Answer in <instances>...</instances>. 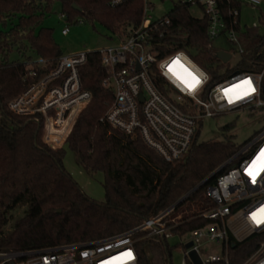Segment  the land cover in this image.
Listing matches in <instances>:
<instances>
[{"label":"trees","instance_id":"obj_1","mask_svg":"<svg viewBox=\"0 0 264 264\" xmlns=\"http://www.w3.org/2000/svg\"><path fill=\"white\" fill-rule=\"evenodd\" d=\"M55 0H0V250H34L44 247L91 242L109 238L141 225L149 217L165 210L189 195L176 206L170 218L179 216L174 237H183L210 221L198 216L213 206L206 188L216 181V174L199 184L232 156L240 144L232 136L197 141V128L187 156L165 161L141 137L131 138L100 121L114 98V92L102 85L106 74L98 52L88 55L81 68L83 82L91 100L80 113L66 143L51 148L42 141V123L29 116L17 115L4 104L25 88V62L10 60L14 51L30 49L37 57L53 59L62 53L53 29L41 26L52 11ZM67 21L78 16L97 21L111 33L123 37L143 18L144 0H128L112 7L109 0H60ZM164 16L170 19L160 39L162 54L186 51L211 80L208 88L226 76L241 71H261L264 66V11L261 26L247 28L252 39L250 51L234 68L216 56L207 34L205 17L196 18L190 5L178 1ZM51 66L53 61H51ZM163 89L164 81L156 80ZM264 83V80H263ZM235 123L223 127L229 131ZM66 146L77 162L89 173H102L105 199L91 198L64 164ZM227 169V168H226ZM196 188V189H195ZM24 215L7 226L18 208ZM136 264H173L177 244L170 239L154 240L146 232L134 235ZM260 236L230 247V263L241 264L257 248ZM191 264V263H189ZM207 264H225L207 263Z\"/></svg>","mask_w":264,"mask_h":264},{"label":"built area","instance_id":"obj_2","mask_svg":"<svg viewBox=\"0 0 264 264\" xmlns=\"http://www.w3.org/2000/svg\"><path fill=\"white\" fill-rule=\"evenodd\" d=\"M126 1L109 0V4L116 7ZM183 2L202 11L201 18L207 20L210 39L224 36L240 55L246 54L239 40L242 7L244 4L260 6L264 0ZM148 3L144 0L143 18L138 26L130 27L128 34L120 37L117 43L95 51L106 74L102 85L114 92L100 121L128 137H141L165 161L174 162L187 156L197 128L205 118L242 109H264V66L261 71L234 72L208 88L209 73L186 51L161 53L160 39L167 31L170 19L163 16L153 20L147 11ZM61 17L67 20L66 14L62 13ZM69 31L68 26L61 30L64 35ZM92 52L61 53L53 59L29 60L23 78L24 90L4 104L17 115L41 122L42 141L51 148L65 145L80 113L91 100L92 94L84 86L81 68ZM226 52L231 54V59L232 52ZM176 59L201 80L194 90H189L169 71ZM158 79L164 81L163 89L158 86ZM247 79L252 81L255 91L230 104L225 90ZM2 114L0 103V118ZM261 150H264V127L240 144L237 151L214 171L219 175L206 188L213 206L198 215L210 222L188 234L194 242L192 248L198 254L206 241L221 245V252L209 254L202 264H229L230 247L255 235L260 236L257 248L241 264H264V224L258 226L251 219L253 213L264 208V173L255 183L246 173L247 166ZM176 203L136 228L109 238L25 251L0 250V264H112L116 257L129 250L134 259L124 264H136L138 239L134 235L145 231L146 237L154 240L174 237L173 229L183 222L179 221V216L170 218ZM189 263L187 259L182 262Z\"/></svg>","mask_w":264,"mask_h":264},{"label":"rangeland","instance_id":"obj_3","mask_svg":"<svg viewBox=\"0 0 264 264\" xmlns=\"http://www.w3.org/2000/svg\"><path fill=\"white\" fill-rule=\"evenodd\" d=\"M148 14L153 20H158L169 12L174 4L183 0H147ZM264 11V4L254 6L244 4L241 12L242 29L239 32V40L247 52L252 47V39L246 33L247 28L261 26V13ZM190 13L196 18L202 17V11L196 7H190ZM62 3L55 0L52 4V11L43 20L41 26L53 29V36L57 44L60 46L62 53H72L77 51H96L103 47L112 45L119 41L120 36L111 33L106 27L97 21L85 20L82 16H78V22L67 21L61 17ZM80 20L82 22H80ZM68 26L70 31L68 34H62L61 30ZM261 32L264 31L263 27ZM216 51L225 50L232 52V58L228 62L230 68H234L244 55L237 52L236 47L230 43L227 38L221 36L213 41ZM264 53V48L261 49ZM246 52V53H247ZM27 56H31V60H38L34 52L25 49L24 52L14 51L10 55V60H20L25 62ZM28 62V61H26ZM234 122L235 125L229 131H225L223 127L228 123ZM264 127V109H242L228 112L215 117H207L203 120L197 141H209L222 139L223 137L232 136L237 144H242L249 140L257 131ZM64 164L74 179L80 184L82 189L93 199L104 200L105 190L103 187L102 173H87L84 168L77 162L75 154L66 146V154ZM26 208H18L13 211L7 229L25 213ZM172 244H177V248L173 254V264H182L187 259L191 264H202V261L209 254H219L221 245L216 242H204L201 246L200 254L193 247V240L190 236L172 237Z\"/></svg>","mask_w":264,"mask_h":264},{"label":"snow or ice","instance_id":"obj_4","mask_svg":"<svg viewBox=\"0 0 264 264\" xmlns=\"http://www.w3.org/2000/svg\"><path fill=\"white\" fill-rule=\"evenodd\" d=\"M169 71L173 73L178 79H180L189 90H194L201 80L192 71L186 68L179 59H176L169 66ZM255 91L253 83L250 79L243 80L241 83L234 85L232 88L225 90V96L228 98V102L231 104L237 100H241L244 97L252 94ZM247 175L251 178V181L255 183L257 177L264 173V150L252 160V162L246 168ZM251 219L256 225L264 224V208L259 209L252 214ZM134 259V255L131 250L124 252L121 256L114 259L112 264H124L125 261Z\"/></svg>","mask_w":264,"mask_h":264},{"label":"water","instance_id":"obj_5","mask_svg":"<svg viewBox=\"0 0 264 264\" xmlns=\"http://www.w3.org/2000/svg\"><path fill=\"white\" fill-rule=\"evenodd\" d=\"M216 56L218 59H220L222 62H228V60L230 59L231 57V54L224 51V50H220V51H217L216 52ZM216 175V172L212 173L206 180H204L203 182H201V184H199L197 186L200 187L202 186L204 183H206L207 181H209L210 179H212L214 176ZM196 189V188H195ZM190 193V192H189ZM189 193H187L183 198H181L177 203L176 205L180 204L188 195Z\"/></svg>","mask_w":264,"mask_h":264}]
</instances>
